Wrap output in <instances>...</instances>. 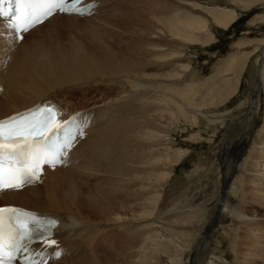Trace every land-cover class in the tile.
I'll return each instance as SVG.
<instances>
[{
    "label": "bare ground",
    "instance_id": "bare-ground-1",
    "mask_svg": "<svg viewBox=\"0 0 264 264\" xmlns=\"http://www.w3.org/2000/svg\"><path fill=\"white\" fill-rule=\"evenodd\" d=\"M220 1L211 0V2L209 1L211 5H207L199 0H172L170 6L165 5L168 15L155 16L152 17V20H146L145 23L151 24V22H156L161 26L159 31L166 37V42L163 45L157 43L156 40L152 39L154 33L152 31L149 32L145 39L147 43L145 42L143 46L137 48V55L141 57L139 58V65H127L124 62L125 60H112V62L110 61L111 66L104 69L107 72L101 68H91L87 69L88 71H83L85 81L95 82V84H105L107 86L113 85L115 92L110 97L105 98L101 104L98 103V106L97 104L91 107L89 106L88 108L86 106L85 108H78L74 105L70 106L71 108L69 109L72 111L81 110L88 114H94V120L98 124V128L96 129L93 124L90 128L89 135L85 139H82L72 152V159H75V163L69 167L48 168L46 169L42 183L35 182L22 190H7L1 194V204L20 205L59 218L60 225L56 230V236L62 241L65 250H68L62 257L66 256L72 247L76 246L75 244L73 246L70 245L71 242L74 243L75 239L83 240L86 238L85 241H87L88 237L91 236V230L94 228L92 225L95 223H92L93 219L89 211H96L101 215L103 221L98 223L105 225L104 229L107 231L117 227L121 231L125 230V232L132 224L137 226L140 221H150V219L157 218L158 216L161 219L164 217V214L170 213L167 210H165L166 212H162L163 209L161 208L162 211L161 209L159 210L158 205L164 181L170 176V120L177 121L185 116L192 118V120H197L201 116L211 124L219 123L221 127L227 128V125L224 123L225 121H217L218 119L214 120L211 118L214 113L211 116L209 113L207 114V111H205L206 101L203 100L200 103L195 101V94L200 91L196 89L199 84L188 83L187 80L188 78H193L192 80L199 79L191 77V73L187 72L184 74L185 70H187L185 68L186 65H181L183 66L181 71H175L170 74V65H173V62H170V58H176L177 55L175 54H178V52L170 53L168 50L169 44L167 43L171 38L175 42L181 43L182 46L207 44L215 38L213 27L229 28L240 15L237 8L247 9L258 0H228L235 7L237 6L236 8L230 7L227 4L223 5ZM151 10V14L153 15L157 13L164 14V11H166L165 9L157 8H152ZM62 17L79 18L80 16L54 15L30 31L22 43L13 39V35H11L12 31H6L5 29L0 31V79L4 86V96L0 97V118L35 106L46 100L66 101L55 95L57 88L62 85L61 78L64 77L69 82H73L76 77L82 75L81 72H75V74L73 72L74 70L76 71L75 68H73L74 70L65 69L62 60L58 62L45 60L44 56L35 46L33 49H30L31 47L28 45V42L31 40H26L27 36L33 35L42 27H48L56 19L59 20ZM129 18L127 16L126 19ZM255 18L257 19L258 15ZM1 20L3 22L2 24L0 23V28L2 26L4 28V21L6 19ZM260 20L259 22L264 23V14L260 15ZM4 34H8V36ZM45 34L47 35L49 33ZM244 43L246 44L247 41ZM244 43L238 44L242 45ZM238 48L236 49L237 52L230 53L231 55L220 66L218 71L220 76H214L213 79H215L211 83L207 82L209 85L207 86L206 94L214 96V93L220 102L229 100L236 93L240 83L241 73L250 58L254 54H258L256 61L257 80L254 89L255 93L249 99L250 108L247 113L248 117L245 130L238 137L241 142L247 141L249 146H242L241 154L239 153L240 155L237 160L230 161L232 158L228 156V148L229 146L232 148V145L239 141L236 139L225 144L221 154V168L219 170L222 198L218 202V204L221 202L218 216L208 224L206 230L207 237L204 243L197 247L198 250L191 248L188 251L185 257L186 264L189 261L191 264H195L197 252L202 247L204 249L207 248L214 228L220 226L226 213H229L237 223L244 224V227L248 226L251 231L249 232L250 235H248V238L245 235L239 236V239L243 243L248 240L250 241V243L247 242L249 245L245 243L246 245H243V249L241 247V249H238L241 259L239 264H262L263 262L260 260L264 261V255L259 257V251H264V235L263 232L261 233L259 231V228L255 227L258 226L257 221L262 219L261 216H264L263 213L260 216L259 213L261 211H259L260 209L258 207L261 206V208H264V116L259 115L261 103L258 104L260 90L264 84V75L262 72L264 69V38L260 39L254 48H248L247 51L246 49L241 51ZM132 49L134 48L132 47ZM157 67L169 70L164 73L149 72ZM222 73L229 75L226 77ZM230 74L232 75L230 76ZM208 80L211 81V79ZM184 83L186 84L185 86H183ZM123 109L133 111V114L137 112L138 115L115 119L122 115L121 112ZM111 117H114L115 120H111ZM261 121V126L257 128V125ZM103 123H106V125L104 124V126L100 127ZM155 123L156 125L157 123L162 124L161 129L159 128L160 126L154 127ZM163 126L165 127L164 129H162ZM100 135L107 137V140L112 139L109 141L112 147L107 145L110 150L107 149L109 151L108 154L113 156L118 155L116 156L118 159V161L116 160L117 162L112 161L105 167L106 171L113 175L112 183L116 187H111L108 193L104 189L99 190L96 196L92 195L90 198H84L82 201H78V205L75 199H73L75 197H68V193L59 199L58 195L60 196L61 194L58 190L60 188L59 186L64 183V177L67 174L73 176L74 174L82 172L83 169L86 170V167L82 163L85 160L86 152L90 150L88 148L91 142L90 137L92 136L94 138ZM109 136L110 138H108ZM114 145L119 147L116 148ZM97 159L99 160V158ZM229 161L237 167V170L240 169V185L242 187L238 184L242 191V194L240 193V200L252 205L250 210L244 209L241 206H235L237 204H230L228 187L231 181L226 173V167ZM99 162L100 160L97 163L99 164L98 166L103 164V161L101 163ZM127 162H130V164ZM124 170L127 172H124ZM117 186L130 188L127 196L129 200H126L128 203L125 200L117 201L115 198L116 195L120 194V189ZM70 191L72 192V190ZM74 207H77L76 210L73 209ZM107 209L110 211H107ZM155 223V221H152L149 222V225H146L150 232L144 236L145 240L143 243L141 245L139 243V246L135 247L136 249L131 247V250L134 249L133 251L127 248L128 252H125L127 253L125 254V259L118 261L117 264L157 263V259L161 258L165 249L168 250L166 246L170 247V241L172 239L167 237L163 230L156 227ZM83 257L84 260L87 258V256ZM101 259L103 258H99L97 261L96 258L85 260L82 264H101ZM172 262L174 264H180V261L174 256Z\"/></svg>",
    "mask_w": 264,
    "mask_h": 264
},
{
    "label": "rangeland",
    "instance_id": "rangeland-1",
    "mask_svg": "<svg viewBox=\"0 0 264 264\" xmlns=\"http://www.w3.org/2000/svg\"><path fill=\"white\" fill-rule=\"evenodd\" d=\"M199 1L211 5V0ZM171 2L172 0H105L100 4V9H102V11L97 15L79 18L62 17L59 18L60 21L56 19L59 22L55 20L48 25V27H42L40 30L36 31L37 33L35 32L33 35L31 34V36H27L29 39L26 38V40H31L29 42L27 41L29 43L28 45L31 47L30 49H33L35 46L44 56L45 60L53 62L62 60L65 69L74 70L73 68H75L76 71L74 70V73H82V75L76 77L73 82H69V80L62 77V85L55 91L57 97L66 101L70 99L71 104L78 108H85V106L88 108L89 106H94V104L98 106L105 98L110 97V95L115 92V88H113V85L107 86L105 84H95V82L91 83L85 81L86 79H84L83 71H88L87 69L91 68L107 69L111 66L112 60H125L124 62L127 65H139V58L141 57L137 55V48L145 44L146 35L149 32L152 31L154 33L152 39L156 40L157 43L163 45L166 42V37L159 31L161 26L156 22H151V24L145 23L146 20H152V17L155 16L168 15L165 5L170 6ZM220 3L235 7V5L228 0H221ZM152 8L165 9L166 11H164V14L157 13L153 15L151 14ZM237 9L240 15L235 22L227 29L218 26L215 28L213 27L215 38L207 44H190L182 46L181 43H177L171 38L170 41L167 42L169 44L168 50L170 53L178 52V54H175L177 55L176 58H170V62H173V65H170V74L175 71H181V69H183L181 65H186L185 68L187 70H185L184 74L188 72L192 74L191 77L199 79L192 80L193 78H188L187 80L188 83L192 82V84L195 85L199 84L196 89L200 91L195 94V101L198 103L203 100L206 101L205 111H207V114L209 113L211 116L212 113H214L211 116L212 119H218L217 121L222 122L225 121L224 123L227 125V128H224L221 127L219 123L211 124L201 116H199L197 120H192V118L186 116L177 121L170 120V176L164 181L161 198L158 204L159 210L162 208V212H166L165 210H167L170 213L164 214V217L162 216L163 218L161 219L158 216L157 218H152L154 220L150 219V221L147 220L146 222L140 221L137 226L131 223L132 225L125 232V230L121 231L117 227L107 231L104 229L105 225L99 224L103 221L101 215L96 211H89L93 219L92 223H95L92 225L94 228L91 230V236L88 237L87 241H85L86 238L83 239L84 241L78 238L75 239L74 244L77 246L79 254L72 257V247L71 251L68 252L66 256L62 257L63 262L57 264H82L85 260L95 258L96 261L97 259L99 260V258H103L100 260L101 264H117L118 261H123L125 259V254H127L125 252L131 250V247L135 248L143 243L145 240L144 236L150 232L146 225H149V222L152 221H155V226L163 230L167 237L172 239L170 241V247L166 246L168 250L165 249L161 258L157 259L156 264H174V262H172L173 256L180 261V264H186L185 257L188 251L191 248H195L194 250H196L198 246L204 243L207 237V226L212 219L218 216L219 207L221 206V202L218 204L222 198L219 170L221 168V154L223 148L227 142L238 139L245 130L247 124V113L250 108L249 99L251 95L255 93L254 89L257 80L256 61L258 54H254L250 58L241 73L238 89L229 100L220 102L219 98L214 93V96L207 95L206 90L209 85L207 82L211 83L215 79H213L214 76H220L218 74L220 66L223 65L227 57L237 52L236 49L239 46L241 51L245 49L247 51L248 48H254L259 40L264 38V23L259 22L260 15L264 14V0L256 1L255 4L247 9ZM257 15L259 19L255 18ZM127 16L130 18L126 19ZM45 33L49 34L46 35ZM244 40L247 41L246 44ZM242 42L244 44L239 45ZM132 47L134 49H132ZM168 70L169 69L157 67L149 72L164 73ZM104 71L107 72L106 70ZM262 72L264 75V69ZM224 75L227 77L229 74L225 73ZM231 75L232 74H230V76ZM208 79H211V81ZM185 85L184 83L183 86ZM259 95L258 104L261 103L259 115L264 116V84ZM126 110L123 109L121 112L122 115L115 119H122L124 116L129 118L130 116L134 117L138 115L137 112L133 114V111L127 110V112H125ZM110 119L115 120L114 117ZM104 124L106 125V123H103L100 127L104 126ZM261 124L262 121L257 125V128H259ZM161 125L162 124L158 123L156 125L155 123L154 127L160 126L159 128L161 129ZM164 128L163 126L162 129ZM102 135L95 136L94 138L92 136V138L90 137L91 142L88 147L90 150L86 152L84 157L85 160L82 163L83 166L86 167V170L83 169L82 172L74 174L73 176L67 174L64 177V183L59 186V190L57 189L61 194L60 196L58 195L59 199L68 193V197H75L73 199H75L78 205L80 200L82 201L84 198H90L92 195L96 196L99 190L104 189V191L108 193L111 187H116V185L112 183L113 175L107 172L105 167L112 161H118L116 157L118 155H114V157L108 154L110 151L108 146L112 147L109 141L112 139L107 140V137H103ZM108 138H110V136ZM238 141L239 142L232 145V148L231 146L228 148V156L232 158L230 161L237 160L241 154L242 146H249L247 141L241 142L239 139ZM114 147H116V145H114ZM107 149L109 151H107ZM97 158L100 160L99 163L103 161V164L100 166L97 164L99 161ZM230 161L226 167V173L231 181L228 187L230 204H237L235 206H241L244 209L250 210L252 205L240 200L242 194L239 188L241 181L240 169L237 170V167ZM127 163L130 164V162ZM125 171L126 170H124V172ZM132 173L134 172L132 171ZM78 180L81 181L79 182ZM117 187L120 189L119 195L121 196L116 195L115 198L117 201L125 200V202H127L126 200H129L127 196L130 188H125L123 186ZM125 189H128V191ZM70 190H72L73 193ZM258 207L261 212L257 213L261 216L262 213L264 214V208H261V206ZM76 208L77 207H74L73 209L76 210ZM107 211L110 210L107 209ZM95 214L96 216H94ZM224 216L220 226L214 228L207 248L204 249L202 247V249L197 252L195 264L240 263L241 259L238 249L240 247L243 249V245L250 243V241L246 239L248 243L245 242V244L241 242L239 236L245 235V237L247 236L248 238V235H250L249 232H251L250 228L248 226L244 227V224L241 225L237 223L232 219L229 213H226ZM261 217L262 219L257 221L258 226L255 227L259 228V231H261V233L263 232L264 235V216ZM141 237L143 238L141 239ZM236 238L238 239L236 240ZM133 250L134 249L131 251ZM93 253H95L96 256ZM259 253V257L264 255L263 250L259 251ZM98 255L100 256L99 258ZM83 256H87V258L84 260ZM260 261L264 263L263 260ZM188 264H191V262L189 261Z\"/></svg>",
    "mask_w": 264,
    "mask_h": 264
},
{
    "label": "snow or ice",
    "instance_id": "snow-or-ice-1",
    "mask_svg": "<svg viewBox=\"0 0 264 264\" xmlns=\"http://www.w3.org/2000/svg\"><path fill=\"white\" fill-rule=\"evenodd\" d=\"M81 4L82 0H0V17L7 20L13 39L22 40V33L56 12H85ZM60 115L54 105H39L0 119V192L19 190L38 181L44 166L65 162L84 131L81 114L68 120L58 119ZM57 225L56 219L33 211L0 206V264H48L46 250L58 246L52 238ZM36 243L39 249L33 247Z\"/></svg>",
    "mask_w": 264,
    "mask_h": 264
},
{
    "label": "water",
    "instance_id": "water-1",
    "mask_svg": "<svg viewBox=\"0 0 264 264\" xmlns=\"http://www.w3.org/2000/svg\"><path fill=\"white\" fill-rule=\"evenodd\" d=\"M193 258V257H192ZM192 258H191V260H192Z\"/></svg>",
    "mask_w": 264,
    "mask_h": 264
}]
</instances>
